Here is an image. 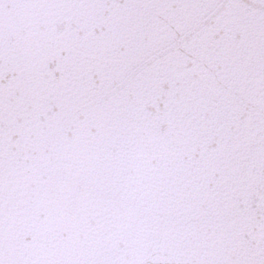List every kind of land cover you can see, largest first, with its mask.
<instances>
[{
  "label": "snow or ice",
  "instance_id": "6c2138e0",
  "mask_svg": "<svg viewBox=\"0 0 264 264\" xmlns=\"http://www.w3.org/2000/svg\"><path fill=\"white\" fill-rule=\"evenodd\" d=\"M0 264H264V0H0Z\"/></svg>",
  "mask_w": 264,
  "mask_h": 264
}]
</instances>
